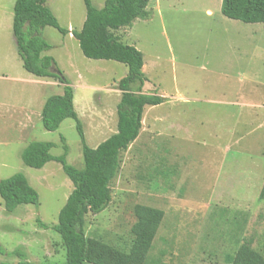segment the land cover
Instances as JSON below:
<instances>
[{
  "label": "rangeland",
  "instance_id": "rangeland-1",
  "mask_svg": "<svg viewBox=\"0 0 264 264\" xmlns=\"http://www.w3.org/2000/svg\"><path fill=\"white\" fill-rule=\"evenodd\" d=\"M15 1L0 0V72L30 80V89L35 85L39 116L26 143H53L50 154L59 157L63 137L68 165L81 170L82 145L75 121L65 119L54 132L42 127L41 95L44 101L61 95L62 85L22 68L12 34ZM90 1L96 9L105 2ZM45 5L61 28L81 29L86 14L83 0H45ZM220 6L221 0H149L145 20L114 32L122 43L141 52L147 89L165 97L180 92L190 99L200 98V103L176 104L178 110L172 108L171 99L162 107L143 110L138 138L120 154L108 207L85 216L86 237L128 251L135 206L161 210L163 219L143 264H227L226 259L243 243L264 257V201L258 198L264 181V148H260L264 126L256 128L247 115L252 109L203 100L236 99L239 87L225 82V65L231 66L235 83L244 78V92L253 85L257 96L264 95V24L255 25L260 34L251 57L236 46L235 38L222 35L225 18ZM42 37L51 46L44 55L54 59L73 89L86 145L94 149L116 132L121 94L117 84L127 68L115 61L85 58L75 39L51 27L42 30ZM25 86L13 87L10 98L15 89ZM231 128L243 140L230 149L225 130ZM5 139L0 136V180L22 174L39 199L36 207L20 205L7 214L0 198V263L17 264L18 258L10 254L20 248L34 264H65L62 242L52 227L73 186L60 163L26 167L20 156L26 143Z\"/></svg>",
  "mask_w": 264,
  "mask_h": 264
},
{
  "label": "trees",
  "instance_id": "trees-1",
  "mask_svg": "<svg viewBox=\"0 0 264 264\" xmlns=\"http://www.w3.org/2000/svg\"><path fill=\"white\" fill-rule=\"evenodd\" d=\"M85 20L80 30L61 28L57 19L45 5V0H16L13 6L12 34L22 68L39 78H53L62 85V94L46 99L41 111L42 127L49 132L59 129L65 119L75 121L81 140L83 168L75 169L66 161L67 146L63 154L53 157L50 142L32 141L21 152L22 163L29 168L41 169L46 163H60L73 190L58 214L52 230L60 237L65 264H143L151 249L163 219L161 210L137 205L136 222L131 228L133 241L128 251L115 249L104 242L85 236L83 227L87 214L97 215L111 201L110 183L120 169V154L135 142L142 127L145 106L160 105L162 99L142 91L146 77L142 71L143 56L135 47L122 43L114 32L130 27L138 19L148 17L149 0H105L96 9L90 0H83ZM223 17L245 24H264V0H221ZM51 27L61 35L70 34L87 59L115 61L126 66L127 74L118 84L120 100L116 106V132L92 149L86 145L80 120L73 104V89L57 68L54 59L44 55L51 46L42 37V30ZM0 198L4 211L12 214L20 205L38 206V194L22 174L0 180ZM264 201V182L258 196ZM46 228L44 224H41ZM10 255L17 264H34L16 248ZM227 264H264V257L247 243L241 244ZM6 264V263H0Z\"/></svg>",
  "mask_w": 264,
  "mask_h": 264
},
{
  "label": "crops",
  "instance_id": "crops-1",
  "mask_svg": "<svg viewBox=\"0 0 264 264\" xmlns=\"http://www.w3.org/2000/svg\"><path fill=\"white\" fill-rule=\"evenodd\" d=\"M255 25H258V24H245L239 21L225 18V20H222L221 22L220 31L222 32V35L227 38V40L231 38H235L236 46L242 50L249 51L251 54V57H253L255 49L257 48L256 45L258 44V39H259V34H260L259 29L257 28L258 26H255ZM68 30L70 31L72 29L68 28ZM66 36L68 37V39H74L70 34ZM21 65H22V62H21ZM225 67L227 69L224 71L223 75H225V78H226L225 82L227 83V85L231 83V86L235 85L239 87V89L236 90V94H234L236 96V99L231 100V101H216L214 99L208 100V98L204 97L203 100H205L208 103H212V104H218V105L225 104L228 106H237L241 108L242 111L243 109H248V110L252 109V110H249L247 115L250 118H253V121L256 124L257 129H263V126H264V95L257 96L256 87H254L253 85H249V89L246 92H244V86H243L244 78L241 77L239 82L235 83L233 80L234 75H232L230 71L231 66L225 65ZM238 74L239 73H236V75ZM39 79H45V78H39ZM50 83H52L53 85L58 84L57 81H53ZM33 84H32V88L30 89V85H31L30 80H28V82L27 80L23 82V80L9 78L6 74H2L0 72V136L6 138L5 140H8V139L18 140L20 144L26 143L28 140L27 138H29L31 133L34 132L36 117H38L39 114L36 112V108H35V105L37 104L36 103V91H35L36 88H35V85ZM18 85H21V86L26 85V86L24 88L19 87L15 89V91H13L15 93L11 99L9 91L12 90L13 87H16ZM43 86H46V84L45 85L43 84ZM142 91L145 94L156 95L159 98H161L162 99L161 104L157 105L159 107H162L165 105L166 99H171L173 109H177L176 104L178 105L187 104L188 105L189 103L191 104L200 103L198 102V99L200 98L196 97V98L190 99V97L185 96L181 94L180 92L175 96L165 97V95L157 94L156 91L154 93L150 91V89H147L145 86V83L143 85ZM43 99H44L43 95H41V98H40L41 103L39 106L40 119H41V111L46 101V99L45 101ZM146 107L147 106H145L144 109ZM179 108L180 106L178 107V109ZM241 120L242 118H240V121ZM176 125L177 124H175V127ZM225 133L226 134L228 133V135L230 136V141H229V144H231V146H229L230 149L232 145L238 146V144L242 143L243 136L242 135H240L239 137L236 136V133H237L236 128L235 130L234 128H231L228 131L225 130ZM260 142H261L260 148L262 146L264 148V139H262ZM26 146H27V143L25 147ZM227 146L228 144H226L224 147H227Z\"/></svg>",
  "mask_w": 264,
  "mask_h": 264
}]
</instances>
